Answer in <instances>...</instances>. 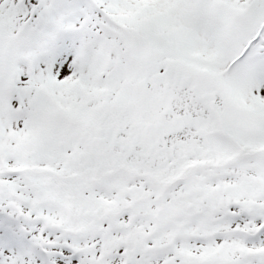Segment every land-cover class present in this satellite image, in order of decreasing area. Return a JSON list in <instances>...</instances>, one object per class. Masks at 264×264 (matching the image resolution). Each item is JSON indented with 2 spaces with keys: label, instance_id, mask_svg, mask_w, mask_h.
<instances>
[{
  "label": "snow or ice",
  "instance_id": "6c2138e0",
  "mask_svg": "<svg viewBox=\"0 0 264 264\" xmlns=\"http://www.w3.org/2000/svg\"><path fill=\"white\" fill-rule=\"evenodd\" d=\"M0 264H264V0H0Z\"/></svg>",
  "mask_w": 264,
  "mask_h": 264
}]
</instances>
